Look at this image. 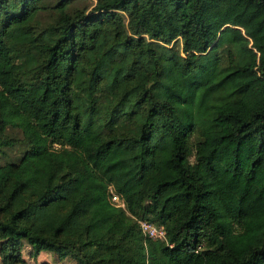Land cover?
<instances>
[{
  "label": "trees",
  "instance_id": "obj_1",
  "mask_svg": "<svg viewBox=\"0 0 264 264\" xmlns=\"http://www.w3.org/2000/svg\"><path fill=\"white\" fill-rule=\"evenodd\" d=\"M17 144L0 264H264V0H0Z\"/></svg>",
  "mask_w": 264,
  "mask_h": 264
},
{
  "label": "rangeland",
  "instance_id": "obj_2",
  "mask_svg": "<svg viewBox=\"0 0 264 264\" xmlns=\"http://www.w3.org/2000/svg\"><path fill=\"white\" fill-rule=\"evenodd\" d=\"M7 135L18 141L21 138L20 133L17 130H8ZM24 148L23 145H12L9 148H4L2 155H0V163H5V162H11L15 161L21 154L22 149ZM111 201L115 203H119L118 198L114 199L112 196ZM29 249L28 246L25 245L22 248L21 255L24 260L23 264H72V262L69 259H64L61 261H58L57 258L51 254V253H39L35 258L29 257Z\"/></svg>",
  "mask_w": 264,
  "mask_h": 264
},
{
  "label": "built area",
  "instance_id": "obj_3",
  "mask_svg": "<svg viewBox=\"0 0 264 264\" xmlns=\"http://www.w3.org/2000/svg\"><path fill=\"white\" fill-rule=\"evenodd\" d=\"M114 199L117 198L115 194H112ZM111 196V198H112ZM139 227L142 231V233L149 237V238H160L162 237V228L161 227H156L155 225L151 223H147L144 221H138Z\"/></svg>",
  "mask_w": 264,
  "mask_h": 264
}]
</instances>
